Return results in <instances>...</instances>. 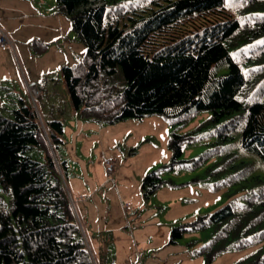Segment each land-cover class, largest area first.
Returning a JSON list of instances; mask_svg holds the SVG:
<instances>
[{"label":"trees","instance_id":"1","mask_svg":"<svg viewBox=\"0 0 264 264\" xmlns=\"http://www.w3.org/2000/svg\"><path fill=\"white\" fill-rule=\"evenodd\" d=\"M54 1L86 48L78 62L61 67L81 117L115 123L161 115L176 127L199 111H210L206 123L229 116L220 137L240 131L241 148L264 168V0ZM210 13L211 20L199 18ZM197 19L193 27H204L202 36L188 41L190 32L172 31ZM45 126L44 132L22 98L10 115L0 111V264H95L62 182L66 161L55 153L62 121L51 117ZM201 127L171 133V158L159 170L189 163L182 149ZM33 148L42 160L28 154ZM257 164H232L245 186L242 198L173 227L169 243L209 230L208 241L193 253L211 264L228 249L264 241V178L254 171ZM164 181L158 170L147 173L145 196ZM237 264H264V249Z\"/></svg>","mask_w":264,"mask_h":264},{"label":"rangeland","instance_id":"2","mask_svg":"<svg viewBox=\"0 0 264 264\" xmlns=\"http://www.w3.org/2000/svg\"><path fill=\"white\" fill-rule=\"evenodd\" d=\"M13 5L22 11L31 5L40 13L36 21L34 16H29L30 20L23 16L22 20L11 16L12 11L14 13L11 6H6L9 10L0 9V26L12 38L16 52L0 51V78H9L0 80V111L10 115L22 98L36 111L37 122L44 132L46 119L55 117L62 121V143L55 148V153L67 164L62 176L65 189L73 193L70 179L82 178L83 174L90 173L98 180L96 189L102 204L98 218L90 212L86 221L77 217L83 225L84 230L80 226L83 239L85 232L90 242L91 239L96 244L99 239V245L109 242V252H96L99 258L94 259L95 264L97 261L110 264L111 257L119 259L114 251L115 241L112 243L115 238L124 244L126 264H206L203 256L193 250L208 241L209 230L186 232L175 243H169V238L173 227L210 213L234 198H242L245 188L241 187L245 186L234 175L239 168L237 164L241 160L257 164L260 160L241 148L240 131L230 134L231 138L220 137L229 116L218 123H206L210 111H199L188 123L176 127L161 115L127 118L115 123L81 117L69 99L60 71L63 65L74 64L82 58L86 49L84 43L71 30L68 18L56 10L54 0H22ZM214 15L199 18L211 20ZM200 19L194 21L195 24L183 22L188 25L186 30L176 26L172 31L190 32L186 37L188 41L197 34L202 36L204 27L198 30L193 27L199 26ZM26 82H34L40 92L34 106ZM200 125L199 136L182 149V157L189 163L159 170L171 158L168 148L171 133L183 134ZM28 154L42 160L36 148ZM231 155L235 158L230 159ZM105 158L114 160L112 178L105 170ZM153 170H158L165 181L146 197L142 179ZM254 171L264 178L261 164L258 163ZM75 206L77 204H73ZM79 212L78 209V216ZM192 241L195 245H191ZM258 248L264 249V241L228 249L211 264H237Z\"/></svg>","mask_w":264,"mask_h":264},{"label":"crops","instance_id":"3","mask_svg":"<svg viewBox=\"0 0 264 264\" xmlns=\"http://www.w3.org/2000/svg\"><path fill=\"white\" fill-rule=\"evenodd\" d=\"M16 1H22V0H0V2L2 3L0 6V9L9 10L8 8H6V6L7 7L11 6L14 10V13H13V11L11 13V16L13 18H21L22 20H24V17H25L27 20H30L29 16H34L33 19L35 21L37 20L35 18L38 17L37 15H39L40 10H38V9H36L30 5V7H27L26 9H24L22 11L19 8H16L15 5H13V3ZM40 1H43V0H40ZM0 51L5 52V51H2L1 49H0ZM14 51H15V46H14ZM5 75L7 76V73H5ZM7 79H9V78H5V79L0 78L1 81L7 80ZM64 86H65V84H64ZM65 164H66V162H65ZM66 170H67V164H66ZM70 180H72L70 188L72 189L73 193H70L68 188H67V191L69 192L70 195L72 194L71 197L74 199V204H77V207L79 206L78 207V209L80 211L79 216L77 213L78 212L77 207L76 206L74 207V210H75V213L77 214V217L79 219L81 218L80 220H82V217H83L84 220L86 221L87 213L90 212L93 214L94 218L95 217L98 218V216H99L98 215V209H99V206H102V204L99 200L98 191L96 189L98 180H96L94 177H92V175L90 173L83 174L82 178H77V179L74 178V179H70ZM85 185H89V186H85ZM79 197H82V198H79ZM131 225H134V224H132V221H131ZM81 227L83 229L82 222H81ZM103 236H105V235H103ZM102 239H105V237H103ZM84 240H85V243H86L88 249L90 250V252L93 254V256L95 258L98 257L97 256L98 254L96 253L97 251H103L105 253L107 251L109 252V247L107 246L109 242L104 244V245H102V244L99 245L101 243L99 239H97V242L98 241L100 242V243L98 242V244H96L95 243L96 241H94L92 239L90 242V240L86 236L85 232H84ZM113 241H115L116 245ZM128 241L130 243V240H128ZM110 242H111V240H110ZM112 243H114V247H115L114 251L116 252L117 258H119V259H114L115 257H111L112 261L110 264H126L127 263V257H126L127 254H126V251H124V246H123L124 244L117 242L116 238L112 240Z\"/></svg>","mask_w":264,"mask_h":264},{"label":"built area","instance_id":"4","mask_svg":"<svg viewBox=\"0 0 264 264\" xmlns=\"http://www.w3.org/2000/svg\"><path fill=\"white\" fill-rule=\"evenodd\" d=\"M0 49L1 50H12L13 54H15L13 41L10 35L7 33V31L3 29L1 26H0ZM26 88L28 90V94L32 102V105L34 106L36 98L39 96V90L36 88V85L34 82H26ZM104 164H105V170L107 174L112 178L114 160L112 158H105ZM68 196L73 206L74 199L71 197V195L68 194ZM79 198H82V197H79ZM77 222L79 226H81V223L78 218H77Z\"/></svg>","mask_w":264,"mask_h":264}]
</instances>
